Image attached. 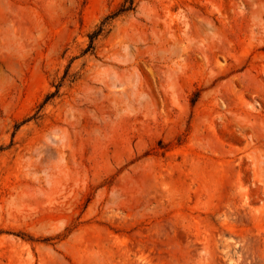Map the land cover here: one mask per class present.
Instances as JSON below:
<instances>
[{
  "label": "rangeland",
  "instance_id": "obj_1",
  "mask_svg": "<svg viewBox=\"0 0 264 264\" xmlns=\"http://www.w3.org/2000/svg\"><path fill=\"white\" fill-rule=\"evenodd\" d=\"M122 2L0 0V264H264V0Z\"/></svg>",
  "mask_w": 264,
  "mask_h": 264
},
{
  "label": "trees",
  "instance_id": "obj_2",
  "mask_svg": "<svg viewBox=\"0 0 264 264\" xmlns=\"http://www.w3.org/2000/svg\"><path fill=\"white\" fill-rule=\"evenodd\" d=\"M133 6V0H123L122 4L120 7L112 12L111 14L107 15L100 23V25L97 27L96 30H94L90 35H89V44L85 51H88L93 48V41L94 39L105 29L106 25L109 23V20L113 19L114 17L118 16L119 14L126 12L130 9H132ZM55 92L50 93L45 100L50 98L51 96L54 95Z\"/></svg>",
  "mask_w": 264,
  "mask_h": 264
}]
</instances>
